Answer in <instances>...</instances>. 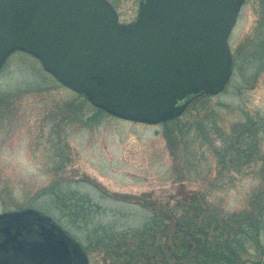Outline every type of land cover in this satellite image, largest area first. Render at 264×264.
Masks as SVG:
<instances>
[{
	"label": "rangeland",
	"instance_id": "374dc122",
	"mask_svg": "<svg viewBox=\"0 0 264 264\" xmlns=\"http://www.w3.org/2000/svg\"><path fill=\"white\" fill-rule=\"evenodd\" d=\"M136 11L131 0H123L117 8L121 22L130 21ZM228 41L232 74L225 89L207 102L193 100L178 128L187 135L188 125L196 119L216 118L212 139L192 128L173 153L163 123L121 120L76 105V93L59 84L35 57L12 52L0 70V94L16 97L0 120V210L4 203L35 208L57 220L58 213L55 217L50 213L58 203L51 192L69 191L89 199L96 210L92 223L115 235L146 222L150 209L142 205L144 196L163 201L172 194L198 190L205 192L214 209H244L259 188L258 168L218 174L214 149L223 147L221 133H229L245 114L264 116V0L244 1ZM66 109L77 115L60 122ZM66 229L83 245V233ZM92 263L109 264L98 249L92 253Z\"/></svg>",
	"mask_w": 264,
	"mask_h": 264
},
{
	"label": "water",
	"instance_id": "95a60500",
	"mask_svg": "<svg viewBox=\"0 0 264 264\" xmlns=\"http://www.w3.org/2000/svg\"><path fill=\"white\" fill-rule=\"evenodd\" d=\"M245 0H139L121 22L108 0H0V69L14 51L126 121L160 124L221 93ZM0 264H89L82 244L35 208L0 213ZM261 264H264V255Z\"/></svg>",
	"mask_w": 264,
	"mask_h": 264
},
{
	"label": "trees",
	"instance_id": "16d2710c",
	"mask_svg": "<svg viewBox=\"0 0 264 264\" xmlns=\"http://www.w3.org/2000/svg\"><path fill=\"white\" fill-rule=\"evenodd\" d=\"M108 1L117 10L123 0ZM138 1L131 0L135 5ZM208 97L204 95L194 102H207ZM15 98L14 94H0V120L7 115L5 112L11 111ZM75 99L76 105L92 107L78 94ZM66 110L63 118L59 116L60 122L72 120L77 115V112L70 115L72 111ZM181 119L163 123L164 137L172 153L192 128L202 130L209 137L208 141L212 139L210 135L217 125L216 118L196 119L194 124L188 125L187 135L179 132L178 128L184 125ZM230 130L220 135L223 147L214 149L218 174L226 170L242 171L250 166L259 171V188L249 196L242 210L222 212L214 209L209 206L205 192L198 190L172 194L163 201L144 196L142 205L150 209L146 222L140 228L114 235L111 229L92 223L91 215L96 210L89 199L52 187L51 195L58 203L50 213L54 217V213H58L56 218L64 227L83 233L89 264H93L92 253L97 249L103 251L104 260L109 264H260L264 255V116L245 114ZM117 197L126 201L143 200ZM72 198L76 201L68 202ZM1 207L0 212L23 208L5 203ZM109 231L111 234H107Z\"/></svg>",
	"mask_w": 264,
	"mask_h": 264
}]
</instances>
